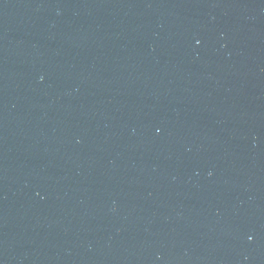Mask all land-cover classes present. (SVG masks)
I'll return each instance as SVG.
<instances>
[{
	"label": "water",
	"instance_id": "1",
	"mask_svg": "<svg viewBox=\"0 0 264 264\" xmlns=\"http://www.w3.org/2000/svg\"><path fill=\"white\" fill-rule=\"evenodd\" d=\"M0 264H264V0H0Z\"/></svg>",
	"mask_w": 264,
	"mask_h": 264
}]
</instances>
